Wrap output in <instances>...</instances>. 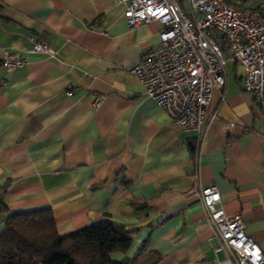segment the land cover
<instances>
[{
	"label": "crops",
	"instance_id": "1",
	"mask_svg": "<svg viewBox=\"0 0 264 264\" xmlns=\"http://www.w3.org/2000/svg\"><path fill=\"white\" fill-rule=\"evenodd\" d=\"M161 30L128 27L115 0H0V55L26 58L0 67V231L10 215L50 209L59 236L122 226L131 246L119 259L132 264L221 262L200 198L213 185L264 253V111L242 90V67L227 66L203 133L178 130L128 73ZM29 37L55 56L30 53Z\"/></svg>",
	"mask_w": 264,
	"mask_h": 264
},
{
	"label": "built area",
	"instance_id": "2",
	"mask_svg": "<svg viewBox=\"0 0 264 264\" xmlns=\"http://www.w3.org/2000/svg\"><path fill=\"white\" fill-rule=\"evenodd\" d=\"M184 2L186 12L181 0H115L123 8L128 27L156 22L162 29L158 47L146 51L128 71L143 87V95L162 109L178 130L200 136L213 94L218 93L222 100L227 66L240 65L242 90L264 111V4L242 11L227 0ZM28 39L30 53L55 56L49 45ZM25 64L26 58L18 53L0 55V67L6 72ZM99 103V99L93 102L95 107ZM200 198L219 237V250L226 257L209 264H264V253L246 233L243 217L224 213L217 188H203Z\"/></svg>",
	"mask_w": 264,
	"mask_h": 264
},
{
	"label": "trees",
	"instance_id": "3",
	"mask_svg": "<svg viewBox=\"0 0 264 264\" xmlns=\"http://www.w3.org/2000/svg\"><path fill=\"white\" fill-rule=\"evenodd\" d=\"M0 213H7L0 203ZM122 226L104 222L59 236L50 209L5 218L0 231V264H132Z\"/></svg>",
	"mask_w": 264,
	"mask_h": 264
},
{
	"label": "rangeland",
	"instance_id": "4",
	"mask_svg": "<svg viewBox=\"0 0 264 264\" xmlns=\"http://www.w3.org/2000/svg\"><path fill=\"white\" fill-rule=\"evenodd\" d=\"M116 258L119 259V256H117Z\"/></svg>",
	"mask_w": 264,
	"mask_h": 264
}]
</instances>
